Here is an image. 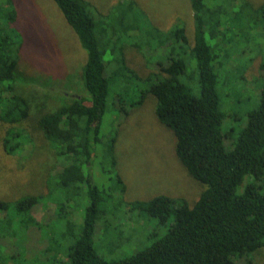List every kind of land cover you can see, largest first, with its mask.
Returning a JSON list of instances; mask_svg holds the SVG:
<instances>
[{"label": "trees", "instance_id": "trees-1", "mask_svg": "<svg viewBox=\"0 0 264 264\" xmlns=\"http://www.w3.org/2000/svg\"><path fill=\"white\" fill-rule=\"evenodd\" d=\"M54 1L86 53L77 74L82 91L59 102L36 100L33 93L42 96L37 89L19 83L24 75L18 68L23 39L15 26L17 11L12 0H0V122L7 125L1 137L3 150L15 155L27 142L32 144L33 134L25 127L32 120L30 127L62 161L61 168L47 177L50 187L45 184L44 193L24 192L14 198L0 195V212L18 214V220L8 217V227L39 226L31 208L47 196L54 203L56 222L69 214L60 238L57 232L44 233L42 257L31 260L36 264H236V258L244 257L243 264H259L255 257L264 253V194L256 189L261 185L258 179L264 181V0L258 5L234 0L237 4L229 14L220 3L189 0L193 42L180 24L165 31L150 24L139 26L145 14L133 0L122 2L124 12L115 7L110 13L88 0ZM222 14L229 26H222ZM248 14L257 38L253 61L260 72L252 81L260 85L256 106L233 136L221 129L224 112L219 104L214 38L230 41L234 33L229 32V38V28L237 31V22ZM239 32L245 38L244 26ZM155 35L160 43L167 42L166 61L147 68ZM130 47L141 52L144 70L129 59ZM117 77L123 83H143L133 104L141 103L147 94L154 96L155 115L173 132L177 158L203 187L192 205L164 194L132 202V207L160 222L169 214L173 220L149 244L124 257L107 259L95 251L93 236H102L104 223L98 219L106 211L88 170L99 155L96 146L101 142L106 145L101 146L103 154L115 163L117 129L106 138L101 128L106 97ZM113 94L116 108L122 98L118 92ZM117 180L121 181L119 175ZM85 186L89 200L81 207L73 198ZM5 218H0V225ZM8 258L14 260L11 255Z\"/></svg>", "mask_w": 264, "mask_h": 264}, {"label": "rangeland", "instance_id": "rangeland-1", "mask_svg": "<svg viewBox=\"0 0 264 264\" xmlns=\"http://www.w3.org/2000/svg\"><path fill=\"white\" fill-rule=\"evenodd\" d=\"M88 1L93 7L107 10L108 13L115 7L119 12H124L121 7L124 0ZM133 1L145 14L139 26L150 24L165 31L174 24H180L184 27L187 39L193 42L194 20L189 0ZM210 1L213 4H222L228 14L229 10H234V4H237L234 0ZM246 1L254 5L263 2ZM12 2L17 11L15 26L23 39L18 68L24 75V80L19 83L24 87L36 88L42 95L33 93L36 100L42 98L59 102L62 97L68 100L69 94L74 95L82 91L77 74L81 71L86 53L55 1L12 0ZM224 17V14L220 16L222 20L226 19ZM222 26H229L228 21ZM241 26L245 28V38H240ZM237 29L235 31L229 28L228 37L230 38L231 31L234 36L227 43L226 40L221 42V37L214 38L217 44L215 52L218 54L216 70L219 104L224 112L221 129L223 132L229 130L233 136H236V132L245 124L248 111L256 106L260 85L252 81L256 75L260 76V72L253 61L256 57L254 54L257 38L254 36L249 14L237 22ZM166 45V41L160 43L157 36H154L151 63L146 65L147 68H154L157 62L165 60L163 53ZM130 48L133 50L129 52V59H133L136 68L144 70L141 52ZM190 65L194 67L195 61L192 60ZM116 79L111 83L106 97L107 109L101 128L102 134L106 133V138L112 134L113 128L117 129L114 145L115 163L103 154L101 146L105 143L101 142L96 146L99 155L88 170L91 182L96 185L104 199L102 208L106 211L101 215V219H98V222L104 223L102 236L100 238L93 236L95 251L107 259L124 257L149 244L153 236L163 235L173 220V215L169 214L160 222L157 217L149 216L132 207V202L147 201L164 194L183 199L192 205L203 187L200 181L189 175L177 158L173 132L160 123L155 115L154 96L147 94L141 103L133 104L143 83H138V80L123 83L118 77ZM117 92L122 99L115 108L113 93ZM32 122L31 120L25 124L33 134L32 144L27 142L23 150L15 155H9L3 150L1 137L7 125L0 122L1 196L14 198L24 192L44 193L46 186L50 187L47 177L62 166V161L44 144L42 135L30 127ZM117 175L121 181L117 180ZM261 179H258L257 184L261 185L256 189L264 194V181ZM121 185L123 189L120 188ZM88 200L86 186L75 199L73 198L81 207ZM31 213L42 225L25 227L22 224L15 225L13 221L14 225L8 227V217L18 220V214L0 212L1 219L6 216L4 224L0 225V264H36L31 257L37 255L42 257V247L45 245L43 234L54 235L57 232L60 238L61 226L64 225L65 219L69 218L68 214L56 222L58 219L55 220L53 217L54 203L47 196L31 208ZM58 244L62 245L61 242ZM261 249L264 250V247ZM263 254H254L257 263L264 264ZM8 255L14 260L8 258ZM53 261H57V256H54ZM235 263L243 264L244 257L236 258Z\"/></svg>", "mask_w": 264, "mask_h": 264}]
</instances>
